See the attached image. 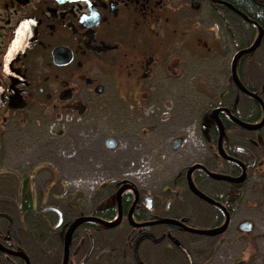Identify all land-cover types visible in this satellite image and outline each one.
<instances>
[{
    "label": "flooded vegetation",
    "instance_id": "obj_1",
    "mask_svg": "<svg viewBox=\"0 0 264 264\" xmlns=\"http://www.w3.org/2000/svg\"><path fill=\"white\" fill-rule=\"evenodd\" d=\"M217 1L230 4H202L213 17L216 36L199 28L196 19L191 40L183 45V0H0V155L6 154L13 131L35 128L51 116L74 115L86 121L84 117L102 108L104 100L116 99L121 82L130 88L149 81L173 60L178 67L184 52L195 58V65L200 56L214 57L223 41L235 55L242 50L236 47L237 30L232 26L238 15ZM231 64L222 73L214 72L216 79L206 81V87L195 77L186 93L182 83H171L169 89L185 98L187 107L172 140L178 171L157 196L124 184L132 190L125 187L121 194L120 218L116 194L123 184L112 188L105 205L88 214L73 212L72 199L62 202L64 195H50L52 186L39 197L33 182L38 163H27L31 166L22 177L17 169H5L7 159L0 157V205L5 208L0 212V246L23 252L10 248L14 239L9 232L37 227L42 218L53 235L51 250L45 253L49 264H62L64 236L73 222L97 217L116 225H80L72 235L67 264H94L99 246L95 234L116 232L117 237L106 242H114L112 248L95 264H213L218 252L222 264H264V35L259 47L240 57L235 67L236 79L247 93L233 82ZM8 176L18 179L9 192ZM188 178L213 204L191 191ZM131 209L135 224L172 219L189 229L218 233L199 235L167 225L135 228L128 223ZM234 236L243 241L245 251L233 260L224 247H231ZM0 264L25 262L0 251Z\"/></svg>",
    "mask_w": 264,
    "mask_h": 264
},
{
    "label": "rangeland",
    "instance_id": "obj_2",
    "mask_svg": "<svg viewBox=\"0 0 264 264\" xmlns=\"http://www.w3.org/2000/svg\"><path fill=\"white\" fill-rule=\"evenodd\" d=\"M194 1L200 2L196 8L190 7ZM203 1L183 0L187 16L182 24L183 45L191 40V27L196 19L199 20V28L209 29L216 36V24L208 10L202 7ZM234 51L232 46L229 47L222 41L214 57L200 56V62L195 65V58L184 52L182 63L178 67L176 60H173L168 63L163 74L160 71L152 73L149 81L142 80L130 88H123L121 82L116 99L104 100L102 108L94 110L92 116L84 117L86 121L81 119L83 117L74 115L51 116L50 119L38 121L35 128L24 127L23 132L13 131L8 139L6 154L0 155L7 159L4 168L17 169L24 177L28 171L26 169L31 166L27 163L32 162V166L38 163L39 171L33 182L39 197L42 198L44 191L52 186L50 195H64L62 202H70L72 199L70 203L73 212L80 209L83 214L105 205L110 199L112 188L120 187L121 184H130L136 190L156 195L160 187L169 184L178 171L177 152L172 148V140L178 136L182 116L187 110L186 99L181 100L178 93H175L176 90L172 93L169 86L174 83L173 86L177 87V84L182 83L186 93L195 77L200 85L206 87V81L216 79L214 72L222 73L225 65L230 67ZM198 64L199 72L195 75ZM124 80L126 79L122 76V81ZM166 92L170 93L164 95ZM172 96H176V100ZM108 137L117 141L114 149L105 147L104 141ZM6 178H9L10 183L6 191L15 190L18 179L14 176ZM73 199L77 200V207L74 206ZM49 200L52 202V198ZM4 209L0 205V212L5 211ZM26 229L32 236L34 231L29 227ZM117 233L95 234L99 238V246L92 260L94 264L101 254L112 248L114 242L110 246L106 242L115 239ZM9 234L12 235V231ZM229 244L231 247H224V253H230L233 260L245 251L243 241L235 236ZM114 246L116 254L118 245ZM36 249L39 250L40 246L35 245L32 251L35 252ZM44 253L43 248L38 251V264H46L40 258ZM216 254L217 259L213 264H222L219 252ZM119 262L132 264L128 260ZM108 263L111 264L109 261Z\"/></svg>",
    "mask_w": 264,
    "mask_h": 264
},
{
    "label": "trees",
    "instance_id": "obj_3",
    "mask_svg": "<svg viewBox=\"0 0 264 264\" xmlns=\"http://www.w3.org/2000/svg\"><path fill=\"white\" fill-rule=\"evenodd\" d=\"M229 2L232 7H234L237 11L245 15L251 22L255 23L251 24L239 16H235L236 20L232 21V26L235 30H237V34L235 36V42L237 49H244L249 47L255 40L258 34V28H261L264 33V0H224ZM113 206L115 207V202L112 201ZM50 226L48 222H44L41 218L39 226H30L29 229H32L34 232L32 236L30 232L26 228H14L12 229L13 242H9L10 248H19L21 249L27 256L29 257L31 264H38V251H41L43 248L44 251L51 250L49 246L50 238L53 236L50 230ZM94 227L98 228L99 225H95ZM19 234V235H17ZM48 236V237H47ZM15 237V238H14ZM24 242H22L23 240ZM30 238V239H29ZM17 240H20L17 243ZM39 245L40 249L35 252L34 246ZM33 249V251H32ZM48 249V250H47ZM30 250L32 251L30 253ZM47 253V252H46ZM43 263L48 264L50 262V258L47 257V254L44 253L43 257H40ZM40 259V260H41Z\"/></svg>",
    "mask_w": 264,
    "mask_h": 264
},
{
    "label": "water",
    "instance_id": "obj_4",
    "mask_svg": "<svg viewBox=\"0 0 264 264\" xmlns=\"http://www.w3.org/2000/svg\"><path fill=\"white\" fill-rule=\"evenodd\" d=\"M217 3H219L222 6H226L228 9L232 10L234 13H236L238 16H240L244 21L255 25V23L251 22L245 15H243L242 13H240L239 11H237L230 4L225 3V2H220V1H217ZM192 7L193 8L198 7V2H194L192 4ZM258 29H259V35H258L256 41L251 46H249L248 48H245V49L237 52L235 54V56L233 57L232 64H231L232 73H233L232 74L233 82L243 92H246V91L241 87V85L238 83V81L236 79V76H235V67H236L237 61L239 60L240 57H242L244 55H247L249 53L254 52L259 47V45H260V43L262 41V38H263L264 33H263V31H262L261 28H258ZM104 145H105V147L107 149H114L116 147V145H117V141L114 138H112V137H108V138L105 139ZM176 145H177V142H175V147H176ZM208 174H209V176H211V177H213L215 179H221V180H225V181H228V182H237L236 180H231V179L222 178V177H215L211 173H208ZM188 182H189V187H190L191 191L196 196H198L200 199H202V200H204V201H206L208 203L213 204V202L210 199H208L207 197H205L204 195H202L201 193H199L194 188V186L190 182V178H188ZM125 187L126 186L123 184L120 187V189L118 190L117 194H116L117 206H118V210H119V214H118L119 218L121 217V206H120V203L121 202H120V197H121V194H122L123 190L125 189ZM146 201L149 203L150 202V199L149 198H146ZM131 211H132V209L130 210L129 215H128V223L131 226L135 227V228H143V227L155 226V225H167V226H171V227L183 228V229H185L186 231H188L190 233L199 234V235L213 236L216 233H218L217 231H198V230H194V229H189V228L183 226L180 222H178L176 220H172V219H162V220H157V221H154V222L135 224L132 221V219H131ZM86 222H95L97 224H100V225L105 226V227H108V228L114 227L116 225V223H110V222H107V221L102 220V219L97 218V217H80V218H77L73 222V224L71 225L70 229L68 230V232L64 236V250H63L62 264H67L69 244H70V241H71V238H72V235H73L74 231L80 225H82V224H84ZM0 251L2 253L7 254V255L15 256V257H18V258L22 259L25 262V264H30L28 257L24 253L9 251V250L3 248L2 246H0Z\"/></svg>",
    "mask_w": 264,
    "mask_h": 264
}]
</instances>
